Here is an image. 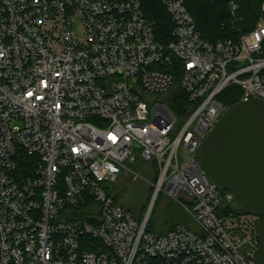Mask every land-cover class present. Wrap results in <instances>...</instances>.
Instances as JSON below:
<instances>
[{
	"label": "built area",
	"instance_id": "built-area-1",
	"mask_svg": "<svg viewBox=\"0 0 264 264\" xmlns=\"http://www.w3.org/2000/svg\"><path fill=\"white\" fill-rule=\"evenodd\" d=\"M160 1L168 45L140 0H0V264H254L260 219L227 211L198 152L228 88L264 101V2L252 31L212 43L184 0ZM138 158L159 168L140 220L112 192ZM160 194L195 228L148 232Z\"/></svg>",
	"mask_w": 264,
	"mask_h": 264
},
{
	"label": "water",
	"instance_id": "water-1",
	"mask_svg": "<svg viewBox=\"0 0 264 264\" xmlns=\"http://www.w3.org/2000/svg\"><path fill=\"white\" fill-rule=\"evenodd\" d=\"M198 155L211 182L230 193L224 207L234 215L260 219L254 264H264V101L253 98L232 108Z\"/></svg>",
	"mask_w": 264,
	"mask_h": 264
},
{
	"label": "trees",
	"instance_id": "trees-1",
	"mask_svg": "<svg viewBox=\"0 0 264 264\" xmlns=\"http://www.w3.org/2000/svg\"><path fill=\"white\" fill-rule=\"evenodd\" d=\"M185 5L194 18L203 38L215 43L219 40L234 39L240 33L252 31L261 14V6L264 0H236L238 3V12L233 17L229 7L224 3L213 0H184ZM143 12L146 18L153 24L156 39L163 45L173 42L174 24L162 5L160 0H140ZM236 21V27L230 25V21ZM179 63H175L174 68L166 69L168 73L176 76V84L172 92L170 108L172 112L182 120L189 110V101L180 87V73L178 72ZM242 90L237 86L228 88L220 97L223 104L232 108L237 106L241 101ZM153 174L158 175V167L155 164ZM116 201L119 203L118 196ZM230 212L229 210H227ZM133 212V211H132ZM137 219H141L136 216ZM151 229V223L148 224V232ZM173 229V228H172Z\"/></svg>",
	"mask_w": 264,
	"mask_h": 264
},
{
	"label": "rangeland",
	"instance_id": "rangeland-1",
	"mask_svg": "<svg viewBox=\"0 0 264 264\" xmlns=\"http://www.w3.org/2000/svg\"><path fill=\"white\" fill-rule=\"evenodd\" d=\"M180 154L185 159L186 151L184 149L180 150ZM127 166L112 192L118 196L121 205L135 212L138 218L140 215L142 218L154 199L159 168L157 177H154V166L145 163L141 158ZM180 201L187 205L183 199ZM150 223L149 232L153 235L167 233L178 226L195 228L193 219L183 206L177 200L167 198L164 194L157 197Z\"/></svg>",
	"mask_w": 264,
	"mask_h": 264
}]
</instances>
